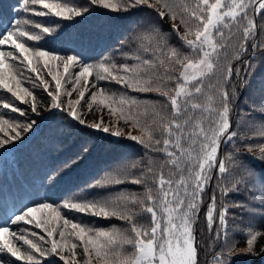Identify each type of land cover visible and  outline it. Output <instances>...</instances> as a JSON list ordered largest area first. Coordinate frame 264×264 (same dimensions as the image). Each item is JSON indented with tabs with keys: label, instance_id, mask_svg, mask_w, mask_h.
Listing matches in <instances>:
<instances>
[{
	"label": "snow or ice",
	"instance_id": "snow-or-ice-1",
	"mask_svg": "<svg viewBox=\"0 0 264 264\" xmlns=\"http://www.w3.org/2000/svg\"><path fill=\"white\" fill-rule=\"evenodd\" d=\"M71 2L74 7L68 2L31 0L32 6H40L41 10H36L25 0L23 10L31 11L37 17L73 20L85 17L92 6L116 11L144 5L161 20L165 17L170 19L173 22L171 31L180 41L181 49L190 51L185 53L172 47L167 35L158 28L148 27L132 38L137 43L135 54L123 53L127 60L136 63L117 64L110 57L89 63L90 58L79 47L62 48L60 51L65 54L60 55L55 48L41 50L45 45L29 46V42L40 41L46 35H59L63 32L59 24L53 28L41 23L33 24L31 19L16 21L12 29L0 30V89L14 98L11 103L0 100V104L22 117L28 116V111L16 107V101L30 105L32 114L38 112L37 97L33 91L23 87L20 79L23 72L17 70L18 64L23 65L39 78L49 97V113L53 118L55 114L51 110H59L86 127L119 137L122 132L106 126L103 115L99 121L89 124L79 113L78 106L84 101L89 90V78L95 72L98 81H113L133 92L155 93L163 98V103L153 105V118L146 131L138 119L139 115L146 113L133 111L138 107L135 97L122 95L117 98L115 94L98 89L91 92L90 100L85 102L89 112L97 102L107 108L117 125L123 120L131 122L133 127H141V135L129 134L128 138L144 146L148 152L162 154L164 161L157 165L150 156L132 161L116 170V174L106 173L89 185L92 189H106L129 183L139 186L142 189L139 192L121 191L90 200L74 194L57 203L48 197L49 185L42 182L41 187L45 188L43 198L31 199L21 206H0V264H9L10 258H15L11 264H42L36 254L40 258L58 257L61 264H80L78 255L83 256V264H198L194 228L209 186L218 177L229 175L225 160L232 164L234 172L240 174L216 184L204 215L209 230H215L218 242L213 256L216 264H233L231 252L235 244L228 235L230 209L224 201L231 193H238L242 186L251 192L259 184L264 195V177L256 178L251 169L244 167L239 159L243 153L235 148L221 158V144L225 141L232 143L238 135L232 130L233 97L238 88L249 87L251 80H238L236 85H232L234 75L239 77L240 70L234 69L232 63L221 64L220 53L227 48L226 41L239 38L240 43L232 49L233 59L237 62L243 60L248 53L250 39L257 41V37L264 34V0H195V3L181 4L175 0ZM21 23L33 25L40 34L24 30ZM68 39L70 43L82 42L78 36ZM128 44L129 41H121L120 50ZM251 48V55L244 61L249 69L252 68V60L259 59L264 63V41L251 42ZM69 51L73 54H67ZM224 59L227 60V56ZM61 66L63 72L58 70ZM73 69L78 71L73 72ZM42 71L54 82L51 90L50 81L43 78ZM209 76L217 77L215 84H205ZM65 83L71 84V90L62 91ZM81 84L83 87H78ZM91 87L96 88L97 85ZM73 92L77 93L75 100L72 99ZM257 110L264 113V98L251 107L252 112ZM37 127L35 120L29 119L25 123L0 116V160L17 163L22 146ZM259 134L264 139V124L259 126ZM255 147H259L261 153L256 158L264 160V144L248 145V152H253ZM9 157L13 159L9 160ZM132 170L138 174L129 175ZM118 174H123L124 179L117 178ZM54 179V176H49L50 181ZM249 184L251 188H247ZM232 207L242 208L244 205L236 203ZM66 212L106 220L116 218L127 227L97 228L69 219ZM147 217H150V224L140 223ZM21 222L34 225L44 234L14 231L13 226ZM261 238H264V231H256L249 225L245 250L236 255H256L255 248ZM20 241L28 246L26 250L18 246ZM40 242L48 246H42ZM125 246L132 251H126ZM259 254L264 255V246L260 247Z\"/></svg>",
	"mask_w": 264,
	"mask_h": 264
},
{
	"label": "trees",
	"instance_id": "trees-1",
	"mask_svg": "<svg viewBox=\"0 0 264 264\" xmlns=\"http://www.w3.org/2000/svg\"><path fill=\"white\" fill-rule=\"evenodd\" d=\"M27 2L30 7L41 10L39 5L32 6L31 0H27ZM50 2H68L69 6H75L71 0H50ZM114 2H118V0H114ZM152 2H155V0H152ZM175 2L177 4L195 3V0H175ZM24 3L25 0H0V30L12 29L16 21L25 19H31L33 24L41 23L42 26L53 28L59 24L63 28V32H60L59 35H46L40 41L29 42V46L33 47L45 45L41 50L55 48L58 50V54L64 55L65 52L60 51V49L79 47L84 55L90 58L88 60L89 63H98L102 58L110 57L117 64L126 62L132 64L136 63V61L127 60L123 55V53L135 54L137 43L132 38L148 27H155L167 35L172 47L185 53L190 51L181 49L180 41L171 31L173 22L170 19L165 17L161 20L153 10L144 5L129 8L128 10L121 8L116 11L104 9L97 5L92 6L91 11L83 18L61 20L56 17L34 16L31 11L23 10ZM259 19L257 17L258 21ZM21 27L30 31L31 34H40L39 30L33 28V25L25 26L21 23ZM183 31L184 29L181 28V32ZM225 35L227 37V32ZM72 36L80 37L82 42L79 44L70 43L68 38ZM121 41H129L128 47H125L122 51L120 50ZM258 41H264V34L259 35L257 41H251L250 39L248 53L243 56V60L240 62L233 59L234 53L232 51L240 43L239 38L226 41L227 48L220 53L221 64L232 63L234 69L240 70L239 77L234 75L232 85H236L238 80L246 78L251 80L249 87L238 88L233 97L232 130L236 131L238 135L232 143L225 141L220 148L221 158L232 152L234 148L243 153L239 159L243 161L244 167L251 169L255 173L256 178H261L264 177V160L256 158L261 155L259 147H255L253 152L249 153L248 145L258 146L264 144V139L259 134V126L264 124V113L259 110L251 111L254 102L264 98V63H261L259 59L252 60L251 69L244 63L252 53L251 42ZM5 50L8 49L5 48ZM166 51L167 49H165ZM257 51L259 52V49ZM67 54L73 53L69 51ZM225 56H227V60L224 59ZM53 67L55 69V65ZM17 70L23 72V75L20 76L23 87L33 91L37 97L38 112L32 114L29 111L30 105L16 101L15 106L28 111V116L22 117L19 113L4 108L2 104H0V116L4 119L25 123L29 119L35 120L38 127L29 135L22 146L17 163L13 164L0 160V206L13 204L21 206L28 204L31 199L43 198L45 188L41 187L42 182L49 185L47 189L48 197L57 203L73 197L74 194H78L83 200H90L103 198L121 191H142L139 186L129 183L112 185L106 189H92L89 187L96 180L104 177L106 173L116 174V170L122 169L129 162L142 158L147 159L150 156L159 165L163 163L164 157L162 154L148 152L144 146L128 138L129 134L141 135V127H133L131 122L126 123L123 120L117 125L115 118L107 108L100 106L97 102L93 104L92 110L89 112L88 104L85 101L90 100L91 92L98 91V89H104L108 94H115L117 98L122 95L135 97L138 101V107L133 111L140 114L146 113V115L138 116L141 126L146 131L153 118V105L163 103V98L158 97L155 93L133 92L113 81H98L94 72L89 78V90L86 92L84 101L78 106L79 113L83 115V118L89 124L99 121L101 115H103V121L106 126H111L113 131L118 128L122 132V135L117 137L86 127L59 110H51L55 114V118H53V115L49 113V97L40 84L39 78L23 65L18 64ZM58 70L63 72V67L61 66ZM72 71H78V69H73ZM246 73H248L247 76ZM41 75L45 80L50 81L49 88L51 90L54 87V82L46 75L45 71H42ZM216 79V76H209L205 80V84H215ZM62 83L64 82L62 81ZM91 85H97V87L93 88ZM169 86L172 87L174 85ZM78 87H83V84ZM64 89L71 90V84L65 83L62 91ZM205 91L208 92V89L206 88ZM208 94L210 95L211 93L209 92ZM76 98L77 93L73 92L72 99L75 100ZM0 100L5 103H11L14 98L6 90L0 89ZM64 103L66 106V99ZM252 137L255 138L253 139ZM11 159L13 158L9 157V160ZM225 165L229 170V175L224 178L218 177L209 186L204 196V205L200 207L198 222L194 228L198 246V264H216L213 256L218 242L215 238V230H209L208 228L204 212L216 184L231 179L232 175L240 174L233 171V166L229 161L225 160ZM165 171L167 172V169ZM133 174L138 173L132 170L129 175ZM49 176H54V181H50ZM117 178L124 179V175L118 174ZM251 187V184L247 185V188ZM261 187V185L257 184V187L250 192L242 186L238 193H231L224 201L228 203L230 209L228 212V235L235 244L231 252L234 257L233 264H264V255L259 254L260 247L264 246V238H261L256 245V255H236L237 253H243L245 250V236L249 225H252L256 231H264V195L261 194ZM236 203L243 204L244 207H232V204ZM217 206L219 208V202ZM65 214L69 219L74 218L76 221H83V223L97 228L110 229L115 226L123 229L127 227L123 221L116 218L106 220L93 216H83L76 212H66ZM140 223L150 224V217L141 220ZM13 230L18 233L24 232L25 234L28 232L44 234L42 230L36 229L34 225H28L23 222L13 226ZM29 238L32 239L33 237L29 236ZM57 239H59L58 236ZM40 243L42 246H48L44 245L43 242ZM18 246H21L22 250H26L28 247L23 245L22 241L18 242ZM125 249L128 252L132 251L129 246H125ZM36 255L38 259H41L42 264H61L58 257L40 258L39 254ZM13 259L15 258L9 259V264H11ZM78 260L80 264H83L82 255H78ZM18 264H24V262H18Z\"/></svg>",
	"mask_w": 264,
	"mask_h": 264
}]
</instances>
